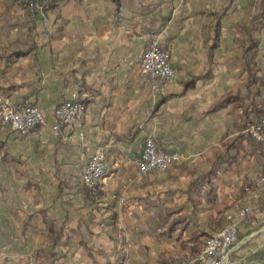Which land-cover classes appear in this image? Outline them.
<instances>
[{"label":"crops","instance_id":"obj_1","mask_svg":"<svg viewBox=\"0 0 264 264\" xmlns=\"http://www.w3.org/2000/svg\"><path fill=\"white\" fill-rule=\"evenodd\" d=\"M256 1L163 3L170 20L151 38L142 31L149 18L132 17L126 2L119 15L112 0H61L40 23L0 0V99L36 105L46 119L29 135L0 127V264H134L124 251L147 255L151 237L191 219L202 224L194 205L232 172L244 171L248 186L261 174L262 150L243 129L251 99L214 110L245 94L240 42L247 37L236 24ZM156 37L176 70L164 92L153 91L139 63ZM255 61L264 75V28ZM74 95L86 114L55 132L56 108ZM147 136L181 160L167 172L141 174ZM98 146L106 175L92 198L82 176ZM248 246L264 253V228ZM245 253L238 244L231 260Z\"/></svg>","mask_w":264,"mask_h":264},{"label":"built area","instance_id":"obj_2","mask_svg":"<svg viewBox=\"0 0 264 264\" xmlns=\"http://www.w3.org/2000/svg\"><path fill=\"white\" fill-rule=\"evenodd\" d=\"M26 6L31 11H35L38 8V0H31ZM139 63L142 72L153 77L152 89L154 92H164L175 82L176 70L172 63V56L162 46L160 37H156L149 42ZM86 111V106L74 95L72 100L66 101L56 108L54 131L59 132L63 126H70L75 119L84 116ZM45 120L42 109L36 105L17 106L9 100L0 99V127L2 128H8L21 135H29L37 127L45 124ZM246 133L264 146V118L251 125ZM180 160V153L167 151L158 145L153 136H147L138 162V168L143 175L167 172ZM105 175L106 152L103 147L98 146L87 162L82 176L83 187L90 197H98ZM244 190L249 196L255 197H259L264 192V169ZM250 211L251 207L244 206L227 215L226 226L219 234L208 241L197 258L179 264H196L198 262L202 264H264V261L259 260H231V256L238 245L237 224Z\"/></svg>","mask_w":264,"mask_h":264},{"label":"rangeland","instance_id":"obj_3","mask_svg":"<svg viewBox=\"0 0 264 264\" xmlns=\"http://www.w3.org/2000/svg\"><path fill=\"white\" fill-rule=\"evenodd\" d=\"M30 1L6 0L8 2L7 4L16 2L22 9V12L29 15L32 19L38 20L40 23L50 20L55 3L61 0L55 2H53L54 0H38V8L35 11H31L26 6ZM244 174V171L232 172L228 183H224L216 192L209 189V191L205 192L206 195L203 197V202H198L194 205V211L197 210L203 213L204 217L203 219L201 218L203 220L202 224L198 219H191L186 226L183 223L178 231L174 229L171 234L168 233L151 237L145 246L147 248V255L141 254L142 252L139 250H129V252L124 251L121 256L128 255L134 264H141L140 257L142 256L146 260H150V264L157 263L159 259L160 264H179L183 261L194 260L206 247L208 241L223 230L221 226L223 216L226 217L236 212L237 209L248 206L251 207L250 213L245 218L240 219L237 224V243L241 244V247L246 250L245 256L243 255L244 260H259L264 253L249 251L248 244L253 234L264 228V192L259 197L244 196L243 192L247 185L242 179ZM171 221L173 228V222L175 221L174 219ZM194 248H198L199 250L194 251Z\"/></svg>","mask_w":264,"mask_h":264},{"label":"trees","instance_id":"obj_4","mask_svg":"<svg viewBox=\"0 0 264 264\" xmlns=\"http://www.w3.org/2000/svg\"><path fill=\"white\" fill-rule=\"evenodd\" d=\"M55 1L57 0H54L53 2ZM112 1L116 4V10L119 15L121 14V11L125 10V4L128 3V8L130 9L129 13L132 15V17H142L146 20L149 18L150 23L148 27L144 26L142 31H144L143 33L149 35L151 38L158 36L165 29L170 20V13L166 15L165 11L161 10V8L163 3H169L172 2V0H154L148 5L136 0ZM236 27L239 29L242 35L247 37V40L240 42V46L244 48V56L241 58V65L243 67V71L249 74L244 81L246 91L244 95H229L222 102L217 104L214 107V110L221 109L228 103L234 101H246L251 99L249 109L245 112L246 120L248 116H250L251 122L247 123L243 127L244 130H247L251 125L256 124L264 118V75L260 72L259 62L255 61L258 56L260 34L264 28V0H257L254 5V9L251 10L246 16L241 18V20L236 24ZM215 29L216 37L219 39L221 35V24L219 22L215 25ZM253 89L255 90L253 91ZM77 99L82 102L79 98ZM250 137L257 143V146L261 148V156L264 158V146L258 143L251 135ZM261 167L264 169V161L261 163ZM243 193L244 196H248L245 190ZM226 224V217L223 216V223L221 225L222 228H224ZM198 250V248H194V251ZM196 264L202 263L198 262Z\"/></svg>","mask_w":264,"mask_h":264},{"label":"water","instance_id":"obj_5","mask_svg":"<svg viewBox=\"0 0 264 264\" xmlns=\"http://www.w3.org/2000/svg\"><path fill=\"white\" fill-rule=\"evenodd\" d=\"M239 245H241V244H239Z\"/></svg>","mask_w":264,"mask_h":264}]
</instances>
